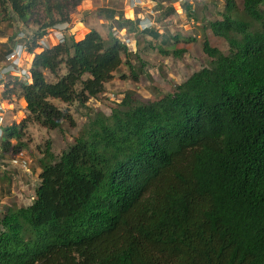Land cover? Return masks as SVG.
Segmentation results:
<instances>
[{
  "label": "trees",
  "instance_id": "16d2710c",
  "mask_svg": "<svg viewBox=\"0 0 264 264\" xmlns=\"http://www.w3.org/2000/svg\"><path fill=\"white\" fill-rule=\"evenodd\" d=\"M81 1L0 0V6L23 24L42 9L37 30L25 39L33 53L46 30L70 23ZM263 5L243 0L239 10L225 0L222 18L208 29L228 43V53L204 39L210 66L172 93L142 102L126 92L109 115L89 108L81 134L59 155L47 141L31 204L0 212V264H264ZM181 8L194 20L190 4ZM98 14L115 24L111 29L136 32L138 18L111 8ZM140 33L164 42L153 27ZM183 52L173 50L176 57ZM130 55L112 30L103 40L94 29L36 53L31 83L15 78L7 92L25 101L27 117L3 127L0 151L27 150L28 123L74 126L69 109L51 100L87 109L123 61L138 82L146 64L135 54V68Z\"/></svg>",
  "mask_w": 264,
  "mask_h": 264
},
{
  "label": "rangeland",
  "instance_id": "374dc122",
  "mask_svg": "<svg viewBox=\"0 0 264 264\" xmlns=\"http://www.w3.org/2000/svg\"><path fill=\"white\" fill-rule=\"evenodd\" d=\"M129 1L82 0L70 11V23L73 22L76 25L78 23L77 28L81 30V33L76 32V29H67V25L66 31L61 32L64 37L73 36L75 40L80 39L86 32L79 24L81 23L87 30L94 29L103 40H106L108 33L112 30V33L128 46L131 52L129 60L135 68L139 66L134 57L135 54L145 62L144 73L139 76L138 82H133L129 68L123 61L114 73L113 79L105 84L104 92L96 99H90L87 102V109L76 104L69 106L52 99L51 103L59 109H69L74 126L64 122L59 129L49 130L37 123H28L24 136V141L28 143L27 150L15 152L10 148L6 153L0 151V212L4 206L25 207L31 204L38 186L40 169L37 160L42 156L40 152L44 149L45 143L49 141L54 154L59 155L81 134L89 108L92 111L100 110L105 115H109L110 110L120 103L126 92H133L134 97L142 102L160 99L172 93L175 85L185 81L194 72L210 66V59L203 52L204 39H207L212 47L219 49L222 53H228V43L214 36L208 29L209 22L222 18L225 0H156V2L139 0L140 7L133 11L128 7ZM242 2L243 0H235L239 10L242 8ZM183 3H188L193 8L194 20H188L183 14L181 8ZM169 6L173 7L174 13H166ZM102 8L114 9L130 20H136L137 16L141 17L142 21H147L146 24L150 26L148 28L153 27L158 30L164 42H161V38L152 39L150 36H143L138 25L134 33H127L125 29H111L115 24L105 21L98 14ZM261 8L264 10V5ZM42 14V9H38L34 12L32 21L23 24L16 15L0 6V64L5 52L15 42H20L27 49L26 41L28 43L37 30L35 20H39ZM54 31L55 28L46 30V35L38 41V48L33 53L26 50L23 52L22 66L25 70L31 67L36 53L60 43V36ZM172 35H178L179 41H171L169 38ZM157 46L166 49L168 55H162ZM173 50H184V52L176 57ZM44 74L48 81H53L49 73ZM122 75L126 78L122 79ZM30 81L28 80L27 83H31ZM13 83L10 77L6 78L4 83H0V120L4 127L19 124L27 117L26 103L20 95L18 93L7 95V92L13 88ZM5 169L8 170L7 179H2Z\"/></svg>",
  "mask_w": 264,
  "mask_h": 264
},
{
  "label": "built area",
  "instance_id": "2783aa9c",
  "mask_svg": "<svg viewBox=\"0 0 264 264\" xmlns=\"http://www.w3.org/2000/svg\"><path fill=\"white\" fill-rule=\"evenodd\" d=\"M139 0H130L129 3V9L136 8L139 5ZM68 26L69 24L61 25L58 28H55V34L60 36V43L64 40V35H62V29ZM148 25L144 24L142 28H146ZM27 51L25 49V46L23 44H20L19 42H15L10 52L6 55L5 60H3L0 64V83H4V80L6 81V78L10 77L12 80L15 78L18 81H24L27 83L28 80H31V77L29 75V70H25L22 66L23 61V52ZM28 71V72H27ZM15 75V76H14ZM31 82V81H30ZM3 125L0 120V138L2 136V128Z\"/></svg>",
  "mask_w": 264,
  "mask_h": 264
},
{
  "label": "crops",
  "instance_id": "0c3cea01",
  "mask_svg": "<svg viewBox=\"0 0 264 264\" xmlns=\"http://www.w3.org/2000/svg\"><path fill=\"white\" fill-rule=\"evenodd\" d=\"M136 18H138L139 19V21H142L141 20V17H136ZM80 25H82V27H83V29H85V33L81 36V38L80 39H76V41H78V40H81L83 37H84V35L89 31V30H87L86 28H85V26H83V24H81V23H79ZM77 25H78V23H77ZM76 24H74L73 22H71V23H69V25L67 26V29H72V30H74V29H76V32H79V34L81 33V30L80 29H78ZM62 30H65L66 31V28H63ZM73 32V31H72ZM65 34V33H64Z\"/></svg>",
  "mask_w": 264,
  "mask_h": 264
},
{
  "label": "clouds",
  "instance_id": "9594fccd",
  "mask_svg": "<svg viewBox=\"0 0 264 264\" xmlns=\"http://www.w3.org/2000/svg\"><path fill=\"white\" fill-rule=\"evenodd\" d=\"M129 3H130V1H129ZM140 4H141V3H139V5H138L136 8H139V7H140ZM136 8H133V10L136 9ZM133 10H132V11H133ZM146 23H147V21H139V19H138V26H139V28L141 29V31L144 30V29H147L148 27H150V26H148V27H146V28H142V26H143L144 24H146ZM65 24H67V23H65ZM65 24H59V25H57V26H55V27H53V28H58L59 26H61V25L63 26V25H65ZM146 25H147V24H146ZM65 28H66V27H65ZM59 44H60V43H59ZM3 127H4V126H3ZM3 127H2L1 129H3ZM2 134H3V131H2ZM1 138H2V136H1ZM1 138H0V139H1Z\"/></svg>",
  "mask_w": 264,
  "mask_h": 264
}]
</instances>
